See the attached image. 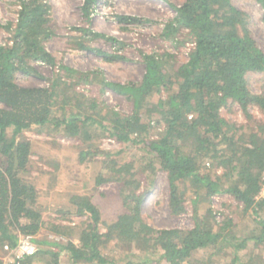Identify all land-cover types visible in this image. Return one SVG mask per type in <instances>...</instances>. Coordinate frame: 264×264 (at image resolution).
I'll list each match as a JSON object with an SVG mask.
<instances>
[{
	"label": "trees",
	"instance_id": "1",
	"mask_svg": "<svg viewBox=\"0 0 264 264\" xmlns=\"http://www.w3.org/2000/svg\"><path fill=\"white\" fill-rule=\"evenodd\" d=\"M14 1L19 6L17 21L0 23L11 35L7 42H0V249L6 244L16 246L20 235L36 236L44 225L37 207L39 192L25 176L32 155V142L25 136L29 128L53 124L83 141L101 131L119 142L140 145L142 155L138 167L135 160L123 164L113 160L108 173L97 176V185L120 184L125 209L115 220L104 222L100 207L90 197L76 195V213L87 217L79 227L78 242L34 237L37 253L10 264H33L48 255L51 264H118L107 250L113 241L151 248L165 264H188L194 253L208 249L220 255L234 250L222 264H264V256L256 254L264 246V197L259 195L264 177V122L249 127L221 113L230 103L238 104L247 117L252 106L264 113V48L250 31L249 15L233 0L169 3L176 14L165 22L160 37L179 45L180 34L186 31L194 42L188 59L172 63L176 55L170 52L141 51L142 79L120 82L107 79L100 69L82 71L59 63L45 45L55 36L51 5L46 0ZM98 1L84 0L87 20ZM257 2L264 21V0ZM118 19L125 24L146 21L130 15ZM78 29L82 34L74 37L75 47L96 50L109 62L127 59L119 51L125 42L90 28ZM96 38L121 47L91 48L88 42ZM35 61L55 69L49 86L17 82L18 73L39 74L32 65ZM253 73L261 75L260 92L249 86L248 76ZM90 83L124 96L132 106L130 112L108 108L78 90L79 85ZM156 127L163 130L155 138ZM81 155L84 159L89 151ZM158 171L167 174L173 215L185 212L186 195L194 191L192 228H155L146 222L141 189L144 180L151 182ZM221 193L231 195L244 214L252 213L255 226L248 234L234 230V217L226 216L215 226L209 215H198L202 196ZM61 228L53 227L57 233H66ZM251 245L254 248L241 255ZM61 256L66 257L64 262Z\"/></svg>",
	"mask_w": 264,
	"mask_h": 264
},
{
	"label": "rangeland",
	"instance_id": "2",
	"mask_svg": "<svg viewBox=\"0 0 264 264\" xmlns=\"http://www.w3.org/2000/svg\"><path fill=\"white\" fill-rule=\"evenodd\" d=\"M46 1L51 5L52 24L55 28V36L45 41L46 48L56 56L59 63L82 71L100 69L110 80L125 82L142 79L145 65L141 51H167L176 55L172 63H178L188 59V54L194 46L186 31L180 34L179 45L160 37L165 22L176 14L169 3L179 6L184 0H99L90 20L83 14L84 0ZM233 3L249 15L250 31L264 48V21L260 4L257 0H233ZM18 9L19 6L14 0H0V23L5 25L8 22H16ZM121 15L137 16L146 21L125 24L118 19ZM78 28H90L93 32L114 36L125 42L126 45L122 48L119 44L112 46L102 38L92 39L88 43L91 48L101 50L120 48V53L125 54L127 59L109 62L96 50L75 47L74 37L82 34ZM10 36L6 29L0 27V42H7ZM32 65L41 76L35 73H18L17 82L23 86H49L55 78V69L42 62L35 61ZM248 83L254 92L263 90L261 75L258 73L250 74ZM78 90L89 98H97L108 108L122 113H129L131 110L132 106L124 96L109 88H102L99 83L82 84L78 86ZM221 113L231 122L248 124L249 127H257L259 123L264 122V113L257 106L250 107L251 117H247L238 104L231 103L224 107ZM162 130L163 127H156L153 129V136L156 138ZM25 136L32 142L31 160L25 176L37 187V207L44 220V225L35 238L60 243H65L71 238L78 242L79 227L87 217L76 213L73 199L76 195L90 197L100 207L104 222H112L124 211L120 184L111 181L97 185L96 179L99 173H108V167L112 165L113 160L122 164L130 159L135 160V167H138L142 155L140 145L119 142L101 131H98L92 140L83 141L68 136L63 129H55L53 124L33 126L25 131ZM82 151H89V155L84 159ZM206 167H209L208 164ZM150 180L152 181L144 180L141 189L144 192L143 213L146 222L155 228H192L195 224L194 191H189L186 195L185 212L173 215L168 205L167 174L158 171ZM197 207L198 215L201 218L209 215L215 226L223 223L226 216L234 217V230L240 234H248L255 226L252 213L244 214L242 206L226 193L210 198L202 196ZM55 225L61 226L62 232L66 233H57L53 229ZM101 230H106L105 225L101 226ZM253 248L251 245L242 250L241 255H244L247 249ZM53 249L59 248L53 246ZM146 249L135 243L123 244L116 241L107 247L110 255L116 256L118 264H165L159 260L156 251ZM233 252L234 250L230 249L220 255L211 249L201 250L194 253L192 261L188 264H222L224 260L232 257ZM256 254L264 256V246L256 249ZM6 255L4 248H1L0 259L4 261ZM44 260L35 261L33 264H51L52 256L48 255ZM60 260L64 262L66 257L61 256Z\"/></svg>",
	"mask_w": 264,
	"mask_h": 264
},
{
	"label": "built area",
	"instance_id": "3",
	"mask_svg": "<svg viewBox=\"0 0 264 264\" xmlns=\"http://www.w3.org/2000/svg\"><path fill=\"white\" fill-rule=\"evenodd\" d=\"M259 195L260 197H264V177ZM38 249V244L34 241L33 235H21L16 246H11L10 244L4 246L5 253L7 254L4 264H10L11 262L20 263L27 257L35 255Z\"/></svg>",
	"mask_w": 264,
	"mask_h": 264
}]
</instances>
